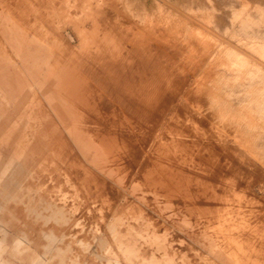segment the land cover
I'll list each match as a JSON object with an SVG mask.
<instances>
[{"label":"rangeland","instance_id":"374dc122","mask_svg":"<svg viewBox=\"0 0 264 264\" xmlns=\"http://www.w3.org/2000/svg\"><path fill=\"white\" fill-rule=\"evenodd\" d=\"M4 1L0 0V31L3 30L5 34L14 37L19 46L22 41H31L27 51L30 47H34L37 59L40 60L41 71L38 82L44 91H50L53 96L57 95V102H61L57 111L63 112L67 119L65 124L59 126L70 128L71 132H67L69 136L79 133L80 124L74 109L63 98V94L53 91V87L49 84L48 76L53 63L48 54L56 41L51 36L55 37L58 34L62 38L61 43L66 42L75 46L82 39L83 30L90 32L93 23L87 19L88 17H84V15L88 16V11L81 10L83 6L80 1L62 0L63 9L58 14L59 17L53 16V31L49 33L43 30L44 33L40 35V39L47 42L43 46L35 42L37 34L34 31L39 28V23L36 25L37 21L32 19L27 25L22 23L20 14L18 16V13L10 10ZM103 1L116 11L128 17L130 15L132 23L139 28L149 29L157 34L170 28L173 32L177 31L178 36L181 33L180 39L183 37V43L192 40L201 44L202 41L207 48L213 50H218L222 41L228 45L226 53L216 56L209 65L211 74L202 76V69L197 66L196 69L194 65L190 70H195L196 73L193 75L188 71V75L186 73L185 75L190 84L197 81V86L199 84L198 87H202L201 89L214 84L210 87L213 88V92L204 96L208 97L205 98L206 106L215 116L209 134L215 135L213 143L219 146H216V149L221 161L227 159L238 170L234 167V172L226 177L206 176L204 179L212 181L211 183L216 182L218 187L220 183L217 182H222L226 186L227 199L230 200L233 210H227L225 216L226 218H236L237 214L239 216L233 224L228 222L223 225L217 221L220 212H214L213 207L208 210L182 209L181 201L176 194L171 198L161 192L154 193L151 191L153 188L150 189L151 187L145 184L144 175H127V172L125 174L124 167L115 160L112 161L113 158L109 155H103L106 153H100L94 144L88 141L87 150L84 154L78 153L80 158L78 160L82 164L85 162L86 168L94 174L89 177H94L96 181L93 183L86 176L88 181L83 182L84 180H76L74 175H67L68 172L65 173L63 168L66 167L65 165L68 166V163L74 168V160L66 164L59 161L57 163V160H53L48 153V158L46 157L42 164L43 167L38 170L43 175L27 177L24 190L26 193H32L33 196H27L29 198L22 206L25 209L36 210L41 208L44 202H48L50 204L46 206L48 210L24 211L23 217L19 215L18 219L34 218L33 216L38 213L39 220L49 218L51 226L59 225L44 229L48 234L65 241L55 245L57 258L60 256L62 258L56 264H214V262L215 264H257L259 261L262 263L264 256L261 257L264 252L258 250V243L252 245V242L254 238L256 241L264 239V0H163L164 3L161 2L162 0ZM7 8L11 13L6 11ZM68 9L70 12L73 10V13H69ZM80 18L81 22L84 20L85 22L78 24ZM187 19H192L193 22ZM27 27L32 29V32ZM67 35L73 37V43L68 41ZM1 43H4L3 40L0 41V46L7 49L2 48L3 53L0 50V58L7 60L8 56L10 60L8 53L10 44ZM60 51L57 49L58 53ZM4 53H7L6 57ZM191 94L188 95L189 101H193ZM36 122V127L41 128L40 120L37 119ZM30 134L35 143L36 132ZM37 145L42 147L41 143ZM48 159L54 163L48 162ZM98 183L105 184L107 189L111 188L110 191L108 190L109 193L106 192L107 189L102 193L99 190L102 187ZM238 202L241 205H238ZM231 229L243 230L246 233L244 232L243 235V232L236 235L230 233V235ZM250 236L252 237L249 238ZM21 248L22 245L13 248L12 253L15 256H7L14 264H19L26 252ZM39 264L51 263L42 259Z\"/></svg>","mask_w":264,"mask_h":264},{"label":"bare ground","instance_id":"6f19581e","mask_svg":"<svg viewBox=\"0 0 264 264\" xmlns=\"http://www.w3.org/2000/svg\"><path fill=\"white\" fill-rule=\"evenodd\" d=\"M78 1L85 9L80 7L81 10L88 11V16L84 15V17H88L87 19L92 21L93 24L89 25L92 28L89 33L84 30L81 32L82 39L75 46L66 42L61 43L62 38L58 34L55 36L56 38L51 36L56 41L48 54L53 63L50 74L48 73V81L53 87L52 90L63 94V98L74 109L80 124L79 133L69 136L67 132H71V129L59 126V124H65L67 120L61 111L40 114L51 115L49 116L50 123L54 126L47 134H39L42 129L39 126L34 127L35 143L43 145L47 142L50 149L49 156L53 160H57V163L59 161L66 164V162L74 160V168L70 163H68L70 166L65 165L66 170V167L63 168V164L61 165L64 172H68L67 175H74L76 180H84L83 182H87L89 178L93 182L96 181L95 178L89 176L94 174L86 168L85 162L82 164L78 160L80 159L78 153L84 154L87 150L86 143L90 141L100 153H106L103 155H109L113 158L112 161L115 160L124 167L125 174L127 172V175H144L145 184L151 187L150 189L153 188L151 191L154 193L161 192L171 198L176 194L181 201L182 209L185 210L192 208L193 210L194 208L208 210L213 207L214 212H220L218 223L225 225V223L231 222L233 224L239 214L236 218H226L225 216L227 210H233L230 200L227 199L226 186L222 182H217L220 183V187H218L216 182L211 183L212 181L204 179L206 176L219 178L223 175L226 177L229 173L234 172L235 167L227 159L224 162L221 161L216 149L219 146L216 145L217 143H213L215 135L209 134L215 116L206 106L205 98L208 97L204 96L213 92V88H210L213 83L210 87L206 86L201 89L202 87H198L199 84L197 86V81H194L196 83H193L194 85L190 84L185 75L188 71L193 75L196 73L195 70H190L194 65L195 68L197 66L200 70L202 69V76L211 74L209 65L212 64L216 56L226 53L228 45L222 41L219 44V49L213 50L207 48L202 41L201 44L199 41L192 40L183 43V37L180 39L181 33L178 36L177 31L173 32L170 28H166L164 32L160 31L157 34L155 31L139 28L132 23L130 15L129 18L124 13L116 11L103 0H76V2ZM4 3L10 10L18 13V16L20 14L22 23L27 25L31 19L37 21L36 25L39 23V28L34 31L38 36H35L34 33L33 35L36 37L35 42L45 46L47 42L42 41L40 35L44 33L43 30L49 31V33L53 31V16L59 17L58 14L62 11L64 2L62 0H5ZM71 12L69 11V13ZM187 20L192 21V19ZM80 22L81 18L78 19V24ZM75 26L77 25L75 24ZM84 26L82 25V27ZM26 31L28 32V30ZM66 37L70 43H73L72 36L67 35ZM53 39L49 40L53 41ZM201 39L204 40L202 37ZM196 40L198 39L196 38ZM30 42L29 40L22 41L20 49L27 51ZM57 49L61 50V53H58ZM7 60H9L8 56ZM190 93L193 94V101L188 99ZM54 97L57 98V95ZM60 103L58 102L56 106L60 107ZM40 107L42 109V104ZM42 119V117L39 119L40 126L44 122ZM46 136L50 140H46L49 139ZM48 162L52 163V160L48 159ZM38 175L43 174L38 172ZM82 176L88 178L85 179ZM103 183L102 185L98 183L102 187L99 189L102 193L107 189ZM108 190L110 191L111 188L106 192ZM170 201L173 202V200ZM238 203L241 205L240 202ZM238 212L241 214V211L238 210ZM201 213L205 214L202 211ZM247 214L250 218L248 212ZM250 214L252 215V213ZM223 231L225 232V229ZM240 232H243V235L245 231L231 229L229 234L236 235ZM255 242L259 244L258 250L264 252V239L256 241L254 238L252 245ZM258 244L256 245L258 246ZM263 261L262 263L259 261V263L264 264ZM259 263L257 262V264Z\"/></svg>","mask_w":264,"mask_h":264},{"label":"crops","instance_id":"0c3cea01","mask_svg":"<svg viewBox=\"0 0 264 264\" xmlns=\"http://www.w3.org/2000/svg\"><path fill=\"white\" fill-rule=\"evenodd\" d=\"M1 39L6 45L10 44L11 59L0 58V264H14L7 256H15L13 248L20 245L26 252L19 264H39L42 259L56 264L62 258L60 255L57 258L55 245L65 241L44 230L51 226V220H39L38 213L28 219H18V216L23 217L24 211H47L46 206L50 205L44 202L36 210L22 207L29 198L27 196H33L24 190L27 177L38 175L50 150L47 142L42 147L35 144L30 132L37 126L36 120L40 117L44 120L41 132H49L54 126L50 123L51 115L40 114L58 112V102L38 82L41 67L35 48L21 51L16 39L3 30L0 31ZM0 50L3 53L1 46ZM41 104L43 110L40 109Z\"/></svg>","mask_w":264,"mask_h":264}]
</instances>
